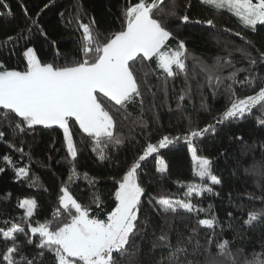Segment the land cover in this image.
I'll return each mask as SVG.
<instances>
[{"label":"trees","instance_id":"trees-1","mask_svg":"<svg viewBox=\"0 0 264 264\" xmlns=\"http://www.w3.org/2000/svg\"><path fill=\"white\" fill-rule=\"evenodd\" d=\"M129 2L134 0H8L13 16L0 18V62L8 69L23 70V50L26 44L36 49L38 58L43 62H53L54 57L58 66L72 61L82 38L77 24H88L94 17L99 31L118 30L121 26V11ZM21 3L27 6L33 19L37 13H41L40 23L47 38L32 33L28 39L6 42L8 36L27 26ZM171 3L172 0H168V4ZM188 3L189 0H175L176 10L183 13ZM45 4L49 5L47 9L43 7ZM61 13H64L63 18ZM189 15V22H175L171 25L179 39L186 41L187 72L168 78L158 68L155 58L143 61L142 64L137 61L143 106L137 98L136 102L128 104L126 111L122 110L117 116L116 132L123 133L125 144L115 148L109 146L106 150L109 159L101 161L97 158L90 138L79 130L74 121L70 122V131L78 156L73 165L66 154L63 130L58 126L44 128L37 125L26 135L13 140L12 132L7 127L9 120L0 114L3 129L8 133L4 140H0V167L5 168V171L0 172V228L6 227L5 221L21 222L24 210L18 207L17 202L24 198L35 199L38 203L31 218L33 226L52 220L60 189L65 186L70 195L88 208L91 216L105 218L106 213L115 205L114 197L110 195L115 190L114 183L122 178L127 168L143 153L147 143H157L164 135H169L179 136L180 139L141 162L142 167L138 172V182L147 192V195L142 196L140 220L142 223L147 220L148 223L142 234L135 238L134 243L140 248L135 258L143 264H151L149 256L155 261L166 258V247H151L155 239L153 232L159 236L162 229L169 233L172 244L176 243L179 234L187 236L192 227H198V235L192 237L193 245L197 239L203 245L206 235L214 231L218 240L228 239L232 242L230 248L233 252L242 246L239 225L247 218L249 211L264 210V180L254 174V169L264 168V128L256 122L257 117H264V109L258 105L246 118L217 124L216 118L222 115L229 97L224 88L220 89L219 95L211 94L206 82L207 72L203 69L217 65L219 59L224 76L238 69L245 71L238 72L237 79L248 75V60L235 49H248L242 37L252 39L257 47L261 46L264 26L257 25L259 31L254 33L245 29L228 9H216L202 4L200 0H191ZM208 19L214 21V27L195 22ZM177 43L176 38L167 41V50H175ZM224 61L231 63L225 64ZM256 74L264 76V65H259ZM260 86L261 82H254L245 88L237 85V95L242 98L253 94L252 88L258 91ZM181 95L185 96L182 101L179 99ZM102 103L106 108H111L113 104L106 98H102ZM203 104L208 107H203ZM12 116L14 114H9V119ZM145 122L148 123L151 139L139 134L138 126ZM209 124L215 126V134L205 133L194 141V146L198 156L211 160L214 174L223 177V185L213 186L214 192L211 194L204 193L191 198L203 212L188 214L180 210L175 219L172 214L167 217L162 212L158 214L148 202L150 196L159 198L163 194L173 200L183 199L186 186L198 180L184 136L194 128H203ZM133 127L137 128L136 140H132L129 133ZM234 134H242L245 143L234 142ZM9 142L14 143L17 149L23 148L24 155L9 147ZM4 155L11 156L17 166L28 167L29 176L17 179L12 167L3 160ZM157 156L167 166L164 174L156 171ZM249 193L252 195L249 196ZM94 194H99V201H93ZM228 212H232L237 219L230 221L227 218ZM213 216L217 221L214 229L197 226L198 218L211 219ZM229 223L233 224L236 231L229 228ZM243 237L245 255L252 259V253L255 252L257 261L264 260V246L261 245L264 240V218H258L253 227H246ZM205 247L208 251L202 249V254L197 257L201 264H207L217 253L214 245ZM191 252L192 247L189 246Z\"/></svg>","mask_w":264,"mask_h":264},{"label":"snow or ice","instance_id":"snow-or-ice-1","mask_svg":"<svg viewBox=\"0 0 264 264\" xmlns=\"http://www.w3.org/2000/svg\"><path fill=\"white\" fill-rule=\"evenodd\" d=\"M204 5L216 9L227 8L235 15L245 29L258 32L257 25L264 26V0H200ZM45 9L48 4L43 6ZM191 0L184 6L183 13L176 10L175 0L169 5L168 0H134L126 3L121 11L120 28L115 31H99L95 18L90 23H78L77 30L81 31V42L72 61L57 65L55 57L53 62H43L38 58L33 46L25 45L23 57L25 67L23 70L8 69L0 62V114L11 130L13 140L26 135L34 126L44 128L58 126L64 133V144L67 157L74 165L78 156V149L70 131V122L74 121L79 130L90 138L93 151L101 161L109 159L107 149L125 144L123 133L116 132L117 116L127 105L140 99L143 106V96L140 90L136 67L137 61H151L155 58L157 66L166 77L174 78L178 73H186L187 50L186 41L179 39L177 33L172 31L171 25L175 22L181 24L190 20ZM21 9L27 21V26L18 33L8 36L7 43L28 39L32 33H38L47 38V33L40 23L41 13L32 18L26 5L21 3ZM86 14V13H85ZM5 15L13 16L8 0H0V18ZM63 18L64 13H61ZM196 23H206L214 27V21L196 20ZM240 35V33H236ZM176 38L178 43L175 50H167L166 42ZM248 49L239 48L248 60V75L237 79L238 69L223 75V67L218 59L217 65L203 69L207 72V86L213 96L220 94V89H226L229 103L222 115L216 118L217 124L233 119L246 118L258 105L264 109V76L256 74L259 65H264V41L257 47L252 39L244 38ZM30 43V41H29ZM253 51L255 55H253ZM57 46V56H58ZM230 64V61H224ZM175 68V71H174ZM147 75V74H145ZM254 82H261L257 91L252 88L253 94L240 98L236 86L250 87ZM102 98L113 102L111 108H106ZM185 98L181 95L179 99ZM207 108L206 104L202 105ZM9 114L14 116L9 119ZM18 118V119H17ZM127 119V116L124 117ZM159 117H156L158 119ZM16 122L13 123L12 121ZM257 124L264 128V117H257ZM191 123V121H189ZM0 121V140H4L7 132ZM139 134L151 139L148 123L139 125ZM215 134L216 128L209 124L203 128H194L187 132L184 139L193 161L196 163L195 176L201 183H192L186 186L183 199H170L161 194L159 198L149 197V204L167 217L172 214L173 219L179 215L180 210L185 213H200L204 210L192 201V197H199L204 193H213V186H222L223 177L214 174L211 160L197 155L194 141L203 137L205 133ZM131 139L136 140L137 128L129 129ZM179 136L164 135L157 143H147L143 153L127 168L122 178L114 183V207L106 213L105 218L93 217L69 193L67 186L60 189L58 204L52 220L36 223L33 226L31 218L38 203L35 199L26 198L18 200V207L24 210L21 222L5 221L6 227L0 228V264H143L135 258L140 251L134 243L147 227V220H140L142 212V196L147 195L145 187L138 182V172L145 161L159 149H164L178 142ZM234 142L245 143L242 134L233 135ZM137 142H139L137 140ZM23 143V141H21ZM8 146L19 151L23 156V148H16L12 142ZM225 155L227 153H224ZM3 160L13 169L17 179L27 178L30 169L26 166H17L9 155ZM156 171L160 174L166 172V165L158 156L156 157ZM74 170V169H73ZM5 168L0 167V172ZM254 174L264 180V168L254 169ZM87 176V173H85ZM95 181L93 182V184ZM218 195V193H216ZM252 194L249 193V196ZM93 201H99V194H94ZM67 217V219H64ZM227 218L236 220L232 212ZM258 218H264V210L249 211L247 218L239 225V234L242 246L233 252L228 239L218 240L213 231L206 235L202 245L197 239L192 243L193 235H198V227H192L190 233H183L175 244L171 243L168 232L161 230L159 236H153L152 249L163 246L168 249L166 258L155 261L149 256L151 264H201L197 257L202 249L207 252L206 245H214L217 249L215 257L207 264H264V260L257 261L256 253L252 259L245 255L243 246V232L254 226ZM167 222V221H166ZM216 217L211 219L198 218L197 226L214 229ZM229 228L236 231L232 223ZM23 237V238H22ZM264 246V240L261 241ZM189 246L192 252L189 253ZM243 257V258H241Z\"/></svg>","mask_w":264,"mask_h":264},{"label":"rangeland","instance_id":"rangeland-1","mask_svg":"<svg viewBox=\"0 0 264 264\" xmlns=\"http://www.w3.org/2000/svg\"><path fill=\"white\" fill-rule=\"evenodd\" d=\"M253 2H255V0H253ZM227 9V8H226ZM243 98V97H242ZM153 144H155V143H153ZM165 163V162H164ZM166 165V164H165ZM195 167H196V163H195V161H194V170H195ZM197 177V176H196ZM197 181L195 182V183H201V181H200V179H199V177H197ZM24 199H26V198H24Z\"/></svg>","mask_w":264,"mask_h":264}]
</instances>
